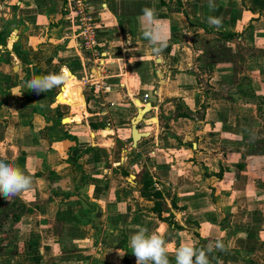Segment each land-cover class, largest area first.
I'll return each mask as SVG.
<instances>
[{"label":"crops","instance_id":"crops-1","mask_svg":"<svg viewBox=\"0 0 264 264\" xmlns=\"http://www.w3.org/2000/svg\"><path fill=\"white\" fill-rule=\"evenodd\" d=\"M91 1L98 52L78 47L66 0H0V159L32 180L0 195V264H135L140 227L170 264L218 239L210 264H264V0ZM145 7L168 35L158 55ZM66 72L64 102L65 82L24 86Z\"/></svg>","mask_w":264,"mask_h":264},{"label":"clouds","instance_id":"clouds-1","mask_svg":"<svg viewBox=\"0 0 264 264\" xmlns=\"http://www.w3.org/2000/svg\"><path fill=\"white\" fill-rule=\"evenodd\" d=\"M209 9H214V0H207ZM142 36L148 41L154 54H159L167 47L168 35L163 30L156 18L155 7L142 9ZM210 26L219 29L221 19L209 16ZM66 81L63 73H50L44 76H33L25 82V87L37 95L46 93L55 87L61 86ZM18 95H21L19 93ZM254 138V137H253ZM31 177L21 170L0 159V195L6 200L26 191L31 187ZM167 241L164 235L151 233L144 227L138 228L128 239V247L135 257V264H170L166 249ZM222 240L210 241L207 245L197 248L191 244H183L175 251V264H210V254L213 251H226Z\"/></svg>","mask_w":264,"mask_h":264},{"label":"built area","instance_id":"built-area-1","mask_svg":"<svg viewBox=\"0 0 264 264\" xmlns=\"http://www.w3.org/2000/svg\"><path fill=\"white\" fill-rule=\"evenodd\" d=\"M66 19L74 29L78 47L96 50L99 25L96 20L98 10L91 0H66L64 5Z\"/></svg>","mask_w":264,"mask_h":264},{"label":"trees","instance_id":"trees-1","mask_svg":"<svg viewBox=\"0 0 264 264\" xmlns=\"http://www.w3.org/2000/svg\"><path fill=\"white\" fill-rule=\"evenodd\" d=\"M147 192H149V193H147ZM150 192H151V196L152 197H161L162 196L161 193L158 190H155L153 188L152 181L149 178L148 174L147 173H143V181H142V191H141V193H142L143 196L150 197ZM160 206H161L160 203H156L154 205V208H153L157 212L159 217L161 216L160 215L161 214L160 213L161 209L159 208ZM14 218L18 220L19 216H14Z\"/></svg>","mask_w":264,"mask_h":264},{"label":"bare ground","instance_id":"bare-ground-1","mask_svg":"<svg viewBox=\"0 0 264 264\" xmlns=\"http://www.w3.org/2000/svg\"><path fill=\"white\" fill-rule=\"evenodd\" d=\"M67 70V69H66ZM70 73V72H69ZM71 74V73H70ZM72 78L71 75L68 74V72H66V81L65 83H67L70 79ZM67 85V84H66ZM70 88L71 86H65L64 89H63V93L62 95L59 96V100L64 102L66 100V96L68 94H70ZM76 91V90H75Z\"/></svg>","mask_w":264,"mask_h":264},{"label":"water","instance_id":"water-1","mask_svg":"<svg viewBox=\"0 0 264 264\" xmlns=\"http://www.w3.org/2000/svg\"><path fill=\"white\" fill-rule=\"evenodd\" d=\"M140 133L136 131L135 126L133 127V132H132V140L133 142H136L139 139Z\"/></svg>","mask_w":264,"mask_h":264},{"label":"rangeland","instance_id":"rangeland-1","mask_svg":"<svg viewBox=\"0 0 264 264\" xmlns=\"http://www.w3.org/2000/svg\"><path fill=\"white\" fill-rule=\"evenodd\" d=\"M70 80H71V79H70ZM70 80H69V81H70ZM69 81H68V82H69ZM68 82L66 83V84H67L66 86H68Z\"/></svg>","mask_w":264,"mask_h":264}]
</instances>
